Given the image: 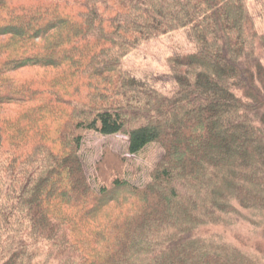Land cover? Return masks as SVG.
Instances as JSON below:
<instances>
[{"label":"trees","instance_id":"1","mask_svg":"<svg viewBox=\"0 0 264 264\" xmlns=\"http://www.w3.org/2000/svg\"><path fill=\"white\" fill-rule=\"evenodd\" d=\"M185 28L175 92L123 73ZM90 133L160 156L133 185L105 151L94 188ZM243 220L261 255L221 233ZM262 245L264 34L245 0H0V264H264Z\"/></svg>","mask_w":264,"mask_h":264},{"label":"rangeland","instance_id":"2","mask_svg":"<svg viewBox=\"0 0 264 264\" xmlns=\"http://www.w3.org/2000/svg\"><path fill=\"white\" fill-rule=\"evenodd\" d=\"M249 13L258 32L264 34V0H245ZM194 51V43L188 28L170 32L160 38L148 41L140 45L122 61L123 73L139 80L149 87L169 94L177 90V85L167 66L169 57L184 55ZM40 74L35 70H24L16 77H27ZM108 151L112 155H118L128 161L129 178L133 185L143 184L147 178V172L159 158L160 152L153 148L145 150L140 157L131 156L128 152V138L122 135L102 137L94 133L86 135L82 147L81 156L85 171L90 178L92 186L97 188L91 175L94 164L101 155ZM111 159L107 157V160ZM135 169V171H134ZM136 172V174H134ZM134 174V175H133ZM135 177V178H134ZM247 218H253L249 213L242 212ZM224 238L240 248L258 254L254 246L262 243L261 231L254 229L247 220L231 227L224 233ZM242 246V247H241ZM264 247V245H262Z\"/></svg>","mask_w":264,"mask_h":264}]
</instances>
